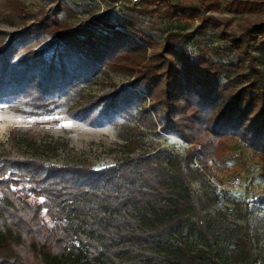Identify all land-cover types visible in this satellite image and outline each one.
I'll return each mask as SVG.
<instances>
[{"label":"trees","instance_id":"1","mask_svg":"<svg viewBox=\"0 0 264 264\" xmlns=\"http://www.w3.org/2000/svg\"><path fill=\"white\" fill-rule=\"evenodd\" d=\"M165 5L169 19L198 14ZM263 5L249 2V13ZM242 28L222 35L248 70L238 62L234 76H222L224 64L192 56L169 33L128 87L98 103H81L83 84L104 67L144 61V43L128 34L143 38L132 21L103 16L64 27L51 17L12 34L0 48V99L20 97L46 115L75 103V116L94 112V120L108 123L119 116L146 129L156 127L153 114L162 132L193 146L183 156L168 149L132 156L138 143L127 140L122 158L93 169L49 163L43 158L56 156L58 143L40 144L31 132L17 137L0 154V264H257L249 232L235 234L212 213L218 193L193 167L233 136L258 154L264 178V20ZM43 31L51 33L47 46L25 48ZM99 103L105 105L98 112ZM24 180L26 189L15 187ZM193 181L201 183L198 191Z\"/></svg>","mask_w":264,"mask_h":264},{"label":"rangeland","instance_id":"2","mask_svg":"<svg viewBox=\"0 0 264 264\" xmlns=\"http://www.w3.org/2000/svg\"><path fill=\"white\" fill-rule=\"evenodd\" d=\"M261 1L264 0H139L136 3L132 0H0V48L12 34L46 18L54 17L64 27H74L103 16L111 20L132 21L143 38L128 34L144 43L145 52L141 54L144 61L131 68L104 67L91 82L83 84L79 90V96L83 98L81 103H98L103 97L128 87L142 66L162 50L169 33H175L180 46L192 56L204 54L224 64L222 76H234L238 62H241L242 69L248 70L249 64L231 48L222 33L239 35L249 20H264V5L252 13L248 10L249 2ZM165 4L195 8L198 14L189 19H169L163 14ZM201 25L203 28L198 29ZM51 38V33L43 31L30 38L25 48L45 47ZM261 68L264 73V65ZM25 101L16 96L0 99V154L11 150L15 139L29 132L40 144L43 141L59 144L56 156L43 158L49 163H76L93 169L109 166L122 158L128 151L123 146L127 140L138 143L132 156L153 154L160 149L183 156L193 146L175 135L162 132L161 122L153 114L151 122L156 127L146 129L137 125L136 120L119 116L109 123L94 120V112L86 118L75 116L78 110L75 103L73 110L64 105L46 115L31 109ZM149 104L147 100L145 107ZM104 105L97 104L96 110L99 112ZM210 151V156L197 157L193 167L203 177V185L215 187L218 193V202L212 213L235 234L248 231L254 243L257 264H264L263 162L238 137H223ZM27 182L17 181L15 187L26 189ZM191 185L198 191L201 183L193 181Z\"/></svg>","mask_w":264,"mask_h":264},{"label":"built area","instance_id":"3","mask_svg":"<svg viewBox=\"0 0 264 264\" xmlns=\"http://www.w3.org/2000/svg\"><path fill=\"white\" fill-rule=\"evenodd\" d=\"M139 0H132V2L133 3H136V2H138ZM238 180H236V182H237Z\"/></svg>","mask_w":264,"mask_h":264}]
</instances>
